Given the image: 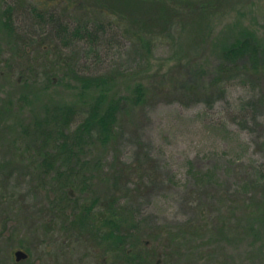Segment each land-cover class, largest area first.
Wrapping results in <instances>:
<instances>
[{
  "label": "rangeland",
  "instance_id": "rangeland-1",
  "mask_svg": "<svg viewBox=\"0 0 264 264\" xmlns=\"http://www.w3.org/2000/svg\"><path fill=\"white\" fill-rule=\"evenodd\" d=\"M5 1L0 0V17ZM65 1L59 7V14H64L67 3L72 4ZM210 1L215 9L210 15L194 16L195 21L176 26L172 32L153 27L160 39L155 40L152 51L146 55L136 39L139 26L135 27L125 12L122 13L126 16L100 20V16L87 15L80 8L67 9L70 18L67 15L66 18L70 22L96 18L93 23L104 26L99 31L103 37V66L111 64V70L120 72L115 81L116 94L129 95L136 83L141 82L148 91L145 110L124 112V130L117 142L107 146L104 155L98 150L88 158L90 162H105V171L109 173L96 182L94 193L99 197L110 193L113 163L115 170L124 164L129 168L136 162L149 160L140 151L141 146L148 150L144 149V153L150 152L151 163L156 167L142 166L146 174L140 172L142 177H132L129 187L140 188L131 204L137 211L133 218L134 233L141 241H150L153 249L162 255V259L152 256L148 264H157V260L161 264H264L262 82L250 76L237 78L229 83L225 96L217 98L213 107L200 102L206 98L204 94H221L210 85L222 40L233 38L241 27V30L253 29L257 39L264 43V0ZM20 13L16 17L19 32L26 37L33 33L37 45L42 41V45L46 44L50 28L46 31L29 14ZM115 32H119L117 37ZM150 33L148 30L147 34ZM6 40L0 22V52H3L0 56V264H77L89 256L83 247L75 244L71 255L66 253L68 249L59 255L61 244L54 248V244L47 243L45 190L38 192V206L31 207L30 189L36 181L24 173L11 178L6 174L12 171L7 166L9 163L24 168L32 162L22 153L14 154L13 144L20 139L21 125L17 118L20 113H13L14 108L29 105L27 112H23L26 123L33 122V117L42 120L47 106L80 100V88L74 82L57 83L58 79L50 86L41 82L19 84L15 81L18 74L5 76V57L12 56L10 59L16 60L14 66L26 59L25 56L19 59L16 53L14 58L7 50ZM71 46L82 69L90 72L100 69L93 58L83 55L84 41L72 42ZM31 50L40 64L47 62L33 45ZM191 86L199 87V92L190 93ZM16 99L19 106L13 108L11 103ZM252 99L256 102L253 108L248 105ZM17 147L22 149L23 145L18 142ZM85 196L88 200L93 198L91 193ZM61 241L66 248L67 239ZM18 250L25 251L28 258L16 263ZM103 258H108L106 264H111L108 254H101L99 260ZM88 260L85 264L103 263Z\"/></svg>",
  "mask_w": 264,
  "mask_h": 264
},
{
  "label": "trees",
  "instance_id": "trees-1",
  "mask_svg": "<svg viewBox=\"0 0 264 264\" xmlns=\"http://www.w3.org/2000/svg\"><path fill=\"white\" fill-rule=\"evenodd\" d=\"M64 2L66 1L6 0L4 3L0 22L6 34L7 50L13 53L14 58L16 54L21 60L26 57L25 61L14 66L16 60L10 59L12 56H4L5 76L8 74L16 77L18 74L15 81L19 84L41 82L50 86L58 79L57 83L69 85L74 82L80 88V100L49 105L45 108V118L38 120V117H33L34 121L30 123H26L23 113L27 112L29 105H24L23 109L14 108V105L19 106V99L12 101L13 113L19 112L20 117H15L21 121L20 139L15 142L16 145L12 142L14 154L22 153L24 158H31L32 162L24 168L9 163L7 166L12 171L7 173L6 177L24 173L25 177L36 181L33 183L38 185L32 183L30 189L31 207L38 206V192L45 190L43 192L48 199L44 209L48 208L44 212V216L48 217L44 218L45 226L47 225L45 237L47 243L54 244V248L55 245L61 244V249L58 248L59 255H63L66 249L69 250L66 253L71 255L75 244H78L83 247L84 253L87 250L86 254L89 256L78 260L77 264H85L88 259H97L106 264L108 258L99 260L101 254H108L111 264H148L152 256L162 259V255L153 249L150 241H141V237L134 233L136 227L133 218L137 211L131 204L132 197L137 195L140 188L129 187L133 183L132 177H142L140 172L142 175L146 174L142 166L147 165L151 169L156 167L151 163L153 158L150 152L144 153V149L145 152L148 150L143 144L140 151L142 150L149 160L136 162L129 168L124 164L117 166L118 170H115V163H110L113 168V172H110V193L99 197L94 193L98 185L96 182L109 173L105 171V162H90L88 159L93 152H103L107 146L117 142L124 130V112L127 114L136 108L145 110L148 91L141 82L136 83L129 95L116 94L115 81L120 72L111 70V64L109 67L103 66V37L99 31L104 26L93 23L96 18L70 22L66 18L70 15V10L67 9L80 8L86 11L87 15L93 13L100 16V20L126 16L122 13L125 12L132 24L139 26L140 34H137L136 39L146 55L150 54L155 40L159 38L153 27L165 33L172 32L176 26L195 21L194 16L199 15L200 18L210 15L215 10L213 1L69 0L72 4L67 3L65 6V15L59 14V7ZM20 12L29 14L36 23L42 24L45 30L50 28V33L47 34L50 43L42 45V41L37 45L33 33L26 37L19 32L16 17ZM148 30H151L150 34H147ZM118 34L119 32H115L116 37ZM257 36L253 29L241 30L240 27L233 38L220 42L218 63L210 88L221 94H204L206 98L200 102L205 103L208 108L213 107L217 98L225 96L229 83L245 76L260 80L264 89V43L258 40ZM81 41L85 42L83 55L85 58L94 59L97 69L100 68L98 71L90 72L80 67L78 55L71 43ZM32 45L38 54L44 55L43 59L47 62L39 63V59L35 58L31 50ZM0 56H3V52H0ZM17 69L19 70L15 72ZM189 91L192 94L197 93L199 87L191 86ZM248 105L253 108L256 102L252 99ZM13 108L8 109L12 111ZM18 142L23 145L22 149L17 147ZM102 154L104 155V152ZM90 193L93 198L88 200L85 195ZM53 234L58 236L57 239L53 238ZM62 239H67L66 248L62 245ZM15 262L18 263L16 260ZM157 264H161L160 260H157Z\"/></svg>",
  "mask_w": 264,
  "mask_h": 264
},
{
  "label": "water",
  "instance_id": "water-1",
  "mask_svg": "<svg viewBox=\"0 0 264 264\" xmlns=\"http://www.w3.org/2000/svg\"><path fill=\"white\" fill-rule=\"evenodd\" d=\"M15 255H16L17 261H21V260L26 259L28 257V255L25 252L21 251V250L16 252Z\"/></svg>",
  "mask_w": 264,
  "mask_h": 264
},
{
  "label": "flooded vegetation",
  "instance_id": "flooded-vegetation-1",
  "mask_svg": "<svg viewBox=\"0 0 264 264\" xmlns=\"http://www.w3.org/2000/svg\"><path fill=\"white\" fill-rule=\"evenodd\" d=\"M18 251H20V250H18ZM18 251H16V252H18ZM21 251H23V250H21ZM16 252H15V254H16ZM23 252H25V251H23ZM25 253H26V252H25ZM26 254H27V253H26ZM27 255H28V254H27ZM15 258H16V255H15ZM27 258H28V257H27ZM27 258H26V259H27ZM15 260L17 261V259H15ZM23 260H25V259H23ZM17 262L19 263V262H21V261H17Z\"/></svg>",
  "mask_w": 264,
  "mask_h": 264
}]
</instances>
